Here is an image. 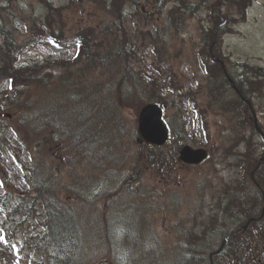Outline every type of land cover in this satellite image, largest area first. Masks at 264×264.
I'll list each match as a JSON object with an SVG mask.
<instances>
[{"label":"trees","instance_id":"trees-1","mask_svg":"<svg viewBox=\"0 0 264 264\" xmlns=\"http://www.w3.org/2000/svg\"><path fill=\"white\" fill-rule=\"evenodd\" d=\"M75 1L72 0L73 5ZM88 1L105 16L97 23L74 31L76 53L71 60L33 59L17 65L15 52L18 45L13 37L16 28L12 19L2 12L3 4L6 9L16 6L13 0H0V80H8L10 85L4 100L0 101V108L6 107L18 114L28 137V141L20 138L21 143L31 146L28 148L31 165L26 179L30 190L35 189L33 198L41 200L43 210V232L32 237V248L41 255L42 264H108L113 248L111 240L120 235L122 237L124 233L121 222L126 217L111 223L115 212L134 202L148 200L147 196H141L144 190L142 180L137 182V178L124 170L117 160L123 153L111 156L101 144L115 135L111 131L112 126L118 132L123 129L128 136L135 132L124 111L128 112L132 104L142 99L149 83L151 88L155 84L152 75L133 65L134 42L123 24L124 6L132 0ZM166 1L154 0L152 5L160 9L158 12L161 11L160 22L157 19L147 20V13L144 15L137 8L142 15L139 17L142 24L154 26V30L138 27V37L151 42L155 59L159 62H164V57L171 53L167 50L165 30L172 27L178 29L185 19L184 10L193 5L195 9L200 8L206 3L205 0H174L175 5L163 14L162 7ZM227 1L243 9L252 0L211 1L207 7L208 26L200 27L199 38L208 42L215 30L213 35L218 45L220 40L215 33L233 22L221 12L222 4ZM66 2L53 7L50 0H39L46 13V35L54 43L64 38L59 23L63 22ZM26 20L29 24L35 23L31 14ZM205 28H208L206 33ZM216 52L220 54L218 46ZM223 60L229 76L246 98L250 99L255 92L264 89V66L229 57ZM204 66L206 77L211 80L207 87L209 110L234 113L228 119L232 131L226 135V150L222 152L225 158L241 141L251 143V136L255 134L253 119L245 102L231 88L221 66H214L212 71L217 77L216 91L211 89L214 86L211 67L205 63ZM153 67L155 72L160 71L154 62ZM55 68L59 72L56 76L51 72ZM142 74L148 77V85L144 84ZM147 100L154 99L147 97ZM241 106L244 110L239 113L238 107ZM234 124L239 126L235 129ZM71 136L81 142L80 146L76 142H68L73 154L57 146L60 140ZM89 137L93 138L86 141ZM140 146L143 148L146 145L142 143ZM49 149L57 150L61 155L65 153L63 165L70 174L69 183L52 185L54 174L45 164L49 159L43 154ZM51 156L59 161L55 155ZM80 158L86 160V167L80 166ZM241 161L244 163L241 177L221 185L217 211L201 221L200 227L198 215L193 219V225L181 235L183 240L172 244L161 254V257L167 255L168 261L161 262L160 256L151 257L143 253L132 257L130 264H264V215L251 222L244 231L232 234L249 217L259 216L264 205V161L254 173L260 187L253 183L250 176L256 157L245 154ZM63 193L66 194L64 198ZM200 199L193 209L194 215L198 214ZM225 234H231L230 238L220 253L212 254L210 258L209 254L219 247ZM83 239H89L91 246H86Z\"/></svg>","mask_w":264,"mask_h":264},{"label":"rangeland","instance_id":"rangeland-1","mask_svg":"<svg viewBox=\"0 0 264 264\" xmlns=\"http://www.w3.org/2000/svg\"><path fill=\"white\" fill-rule=\"evenodd\" d=\"M50 1L53 7H59L66 2V0ZM190 1L194 2V0ZM205 1L206 3H203L200 8L195 9L193 5L190 9L184 10L185 19L181 27L165 30L167 50L171 53L170 56L167 54V57H164L166 59L164 62L156 61L151 42L139 38L136 32L138 27L154 30L152 24H142L139 20L142 15L137 12V8L144 15L147 13V20L157 19L160 22L161 11L158 12L160 9L152 6L154 0H138L136 4L132 0L124 6L123 24L134 42L133 65L136 69L142 68L143 72L152 75L155 84L151 88L149 83L142 99L132 104L128 112L124 111L133 124L135 132L128 136L123 129L118 132V129L112 126L111 131H114L115 135L109 136L101 144L111 156L117 152L123 153L117 159L122 168L129 171L132 177H136L137 182L141 180L143 182L144 190L141 196H147L148 200L134 202L131 204L134 206L128 207L129 213L135 220L129 227L130 234L136 237L139 233L136 238L138 245L144 241L147 242L145 240L147 236L153 239L152 247L153 245L166 246L164 250L177 241H182L183 237L178 234H185L186 230L193 225V219L197 215L198 227H200L201 221L217 211L221 185L241 177L242 162L239 161L242 156L245 154L252 156L261 152L260 138L254 135L251 136V143L241 141L227 153L223 160L222 152L226 150L224 145L226 135L232 131L228 119L234 113L212 112L206 103L207 87L210 86L211 80L206 77L203 63L211 67V74L214 75L212 77L214 86L211 89L216 91L217 77L212 71L215 70L214 66L218 65L216 58L220 55L210 51V46L215 39L213 35L215 30L211 32V39L208 42L204 38H199L200 27L208 26L207 7L213 0ZM66 3V10L62 13L63 22L59 23L64 36L62 42L60 41L63 45L59 46L52 44L46 35L47 29L44 26L46 13L40 6L39 0H13L16 7L9 9H6L3 4V15L10 17L16 28L13 37L18 45L15 52L17 65L33 59L71 60L75 52L72 44L74 31L88 24L97 23L98 19L105 16L88 0H76L74 5L72 0H67ZM173 5H175L174 0H167L162 7L163 14L167 13L168 8ZM240 5L242 7V3ZM221 12L230 17L233 22L222 28L221 32L215 33V37L219 36L220 53L229 54L234 59L264 64V0L249 1L243 9L227 1L222 4ZM28 14L33 15L35 23L29 24L26 20ZM207 29L205 28V33ZM153 62L160 67L159 72H155ZM51 72L55 76L59 73L56 68ZM142 75L144 84L148 85V77ZM8 89L9 83L6 80H0V101L4 100V94ZM147 97L156 100L157 103H163L164 117H167L173 125L171 139L160 145L149 140H142L137 133V116L141 106L154 102V100H147ZM252 101L254 109L257 110L259 123L261 127H264V89L261 92H255ZM193 107L203 111L200 115L204 125H201L200 117ZM243 110L244 108L238 107L239 113ZM89 112L94 114L91 110ZM235 115L238 114L235 113ZM238 126L239 124H234L235 129ZM26 134L18 114L6 107L0 108V229L3 230L8 241L0 242V264H42L41 255L31 249L32 237L40 236L43 232V210L41 200L33 198L35 189L30 190L26 179L31 165V152L28 150L31 146H27L28 143L22 144L20 140L21 138L28 141ZM92 138L89 137L86 141ZM68 142L81 145V142H77L76 138L71 136L60 140L57 146L73 154ZM142 143L146 145L143 148L140 146ZM183 143L205 147L212 161L197 165H182L177 157L176 147ZM227 144L230 145L229 142ZM43 154L49 159V162L45 164L50 166L54 174L52 185L69 183L70 174L64 170L63 165L65 153L61 155L57 150L49 149ZM51 154L55 155L60 162ZM221 157L222 160L219 161ZM80 161V166L86 167V160L80 158ZM114 166L117 167V165ZM20 193L25 198H21ZM65 196L66 194L63 193V198ZM199 198L201 199L198 204L200 205L198 214L194 215L193 209ZM136 226L146 229L144 241ZM123 230L124 238L126 231ZM123 241L124 239L116 242L117 245L110 253L111 259L108 264H127L129 261L132 255L131 250L118 246ZM13 246L19 249V255ZM151 246L148 245L146 248L137 246L132 250L138 253L151 250Z\"/></svg>","mask_w":264,"mask_h":264},{"label":"water","instance_id":"water-1","mask_svg":"<svg viewBox=\"0 0 264 264\" xmlns=\"http://www.w3.org/2000/svg\"><path fill=\"white\" fill-rule=\"evenodd\" d=\"M139 131L147 140L154 143H162L167 137L166 127L161 119V109L156 104L145 105L139 114ZM257 130L262 133L256 125ZM206 156L203 148H191L189 145L183 146L180 157L186 162H199ZM245 227V226H244Z\"/></svg>","mask_w":264,"mask_h":264},{"label":"bare ground","instance_id":"bare-ground-1","mask_svg":"<svg viewBox=\"0 0 264 264\" xmlns=\"http://www.w3.org/2000/svg\"><path fill=\"white\" fill-rule=\"evenodd\" d=\"M241 100L243 102H246V99L244 97L241 98ZM241 104V103H240ZM242 105V104H241ZM129 212V211H127ZM126 234L125 237L123 238V236L121 237V239H124V241L130 240L131 239V234H130V230L129 227L125 228ZM83 242L85 243L86 246L90 247L91 246V242L89 239H83Z\"/></svg>","mask_w":264,"mask_h":264},{"label":"snow or ice","instance_id":"snow-or-ice-1","mask_svg":"<svg viewBox=\"0 0 264 264\" xmlns=\"http://www.w3.org/2000/svg\"><path fill=\"white\" fill-rule=\"evenodd\" d=\"M0 242H4V243H7L8 242L7 239H6L5 234L3 233V230L2 229H0ZM13 247L15 248V250L17 252V255H19V249L16 248L15 246H13Z\"/></svg>","mask_w":264,"mask_h":264}]
</instances>
